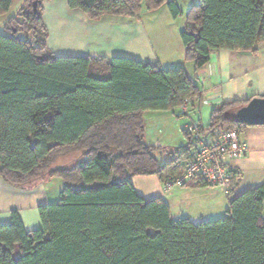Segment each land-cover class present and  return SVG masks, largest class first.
Returning <instances> with one entry per match:
<instances>
[{"label":"trees","instance_id":"16d2710c","mask_svg":"<svg viewBox=\"0 0 264 264\" xmlns=\"http://www.w3.org/2000/svg\"><path fill=\"white\" fill-rule=\"evenodd\" d=\"M14 0H0V17ZM46 0H23L0 35V178L17 188L49 176L62 181L57 203L38 208L41 228L26 232L16 211L0 225V264H264V183L233 198L212 221L173 220L160 198L145 200L130 180L178 176L185 150L145 143V112H173L198 99L183 68L164 70L125 58L56 57L47 47ZM36 3V11L33 4ZM88 22L136 19L174 0H67ZM22 36V37H20ZM180 39L196 73L216 50L257 56L264 43V0H201ZM249 101L223 103L202 135L247 128L232 118ZM79 154L71 167L53 170ZM164 156L168 159L165 161ZM236 177L232 179L235 186Z\"/></svg>","mask_w":264,"mask_h":264},{"label":"crops","instance_id":"0c3cea01","mask_svg":"<svg viewBox=\"0 0 264 264\" xmlns=\"http://www.w3.org/2000/svg\"><path fill=\"white\" fill-rule=\"evenodd\" d=\"M197 1L190 0L187 8ZM188 9V10H189ZM43 23L48 30L47 47L56 57H104L125 58L162 69L183 68L200 89L198 99L191 100L190 120L205 128L210 113L223 103L246 102L264 97V43L257 56L216 50L209 62L196 73L193 66L183 63L184 47L180 39L181 27L176 24L166 8L155 12H143L136 19L106 17L88 22L79 11L68 9L67 0H47L43 3ZM167 117L180 127L184 137L176 147L149 143L147 119ZM145 143L149 146L170 150H185L188 140L183 126L188 119L173 112H145ZM204 120L207 124L204 125ZM240 140L247 143V155L238 160H227L228 169L236 177L235 186L228 195L190 184L163 195L162 182L157 176L134 177L130 180L135 192L145 200L162 199L169 207L173 220L188 219L191 222L212 221L223 217L230 201L242 192L264 183V127H247ZM191 153V152H190ZM69 167L78 160H73ZM65 166H57L53 170ZM63 183L58 178L43 177L23 188L7 184L0 178V225L11 222V212L16 211L26 232L41 228L38 208L55 204L60 199ZM175 211V213H173Z\"/></svg>","mask_w":264,"mask_h":264},{"label":"built area","instance_id":"2783aa9c","mask_svg":"<svg viewBox=\"0 0 264 264\" xmlns=\"http://www.w3.org/2000/svg\"><path fill=\"white\" fill-rule=\"evenodd\" d=\"M190 104V101H185L179 109L180 115L188 119L183 132L189 135L192 150L189 159L183 163L181 173L162 182V193L167 195L174 189L199 184L228 195L232 190L234 174L228 169L227 160L244 158L248 153L247 143L240 140L235 130L218 131L213 138L203 136L202 127L190 120Z\"/></svg>","mask_w":264,"mask_h":264},{"label":"rangeland","instance_id":"374dc122","mask_svg":"<svg viewBox=\"0 0 264 264\" xmlns=\"http://www.w3.org/2000/svg\"><path fill=\"white\" fill-rule=\"evenodd\" d=\"M47 1V0H46ZM176 4L179 6L180 10L182 11L183 15L176 21V24H179L180 27L183 25L184 18L186 16V13L188 12V9L186 5L190 0H174ZM197 1L196 3H200L201 0H193ZM26 5L24 4L23 0H14L13 4L11 5V8L9 9L8 13L2 17H0V35H5L8 36L9 32L5 30V23L12 17H15L18 11L20 10L21 7H25ZM44 13V10H43ZM146 13V12H145ZM114 19V18H113ZM22 37V36H20ZM186 66H192L186 65ZM155 115H149V119H147V124H146V131H147V141L149 143H154L156 141H159L160 144L167 145L172 147H176L175 145H179V142L182 141L184 138L181 134L180 127L177 129L172 128L173 123L169 122L172 120L166 119L167 117H160L156 118ZM207 124V121L204 120V125ZM164 149V148H162ZM165 150V149H164ZM165 151L167 152H173L175 150H170L166 149ZM79 154H74L71 156H66L60 158L53 166V168L57 166H65L69 167L73 162V160H79L78 159ZM165 161L168 159L167 156H164ZM175 213V211H173ZM174 219V216H173ZM197 223V222H194Z\"/></svg>","mask_w":264,"mask_h":264},{"label":"water","instance_id":"95a60500","mask_svg":"<svg viewBox=\"0 0 264 264\" xmlns=\"http://www.w3.org/2000/svg\"><path fill=\"white\" fill-rule=\"evenodd\" d=\"M36 5L33 4L34 12ZM232 118L247 127H264V97L251 99L245 106L233 112Z\"/></svg>","mask_w":264,"mask_h":264}]
</instances>
